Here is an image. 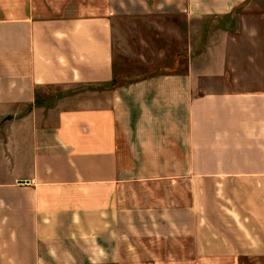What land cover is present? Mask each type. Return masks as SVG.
Listing matches in <instances>:
<instances>
[{"label": "crops", "instance_id": "0c3cea01", "mask_svg": "<svg viewBox=\"0 0 264 264\" xmlns=\"http://www.w3.org/2000/svg\"><path fill=\"white\" fill-rule=\"evenodd\" d=\"M0 264H264V0H0Z\"/></svg>", "mask_w": 264, "mask_h": 264}, {"label": "rangeland", "instance_id": "374dc122", "mask_svg": "<svg viewBox=\"0 0 264 264\" xmlns=\"http://www.w3.org/2000/svg\"><path fill=\"white\" fill-rule=\"evenodd\" d=\"M153 21V20H151ZM128 23V24H124L123 27L126 30H129L128 28H136L139 27L140 29H142V31L144 32V37L146 39H148V46H145V49H143L141 47V45H139V49L137 50L138 53L140 54H145L146 57L148 58L149 63H153V64H162V51L159 50L161 49V47H163V35L161 33H156L158 32L157 29H155L154 27H152L151 25H149L148 20H139L137 22H132ZM129 41L131 43V45L134 46V48L136 47V41L134 40L132 42L130 36H129ZM136 49V48H135ZM160 55V56H159ZM129 65H132L131 63H128ZM137 64V63H135ZM140 190H142V188H140ZM141 198H145L147 197V195L144 194H140ZM158 211H160L162 213V209H158L157 207V214L159 213ZM219 212L217 211H213L210 210V215H214L216 216ZM221 213V211H220ZM174 214V212H173ZM142 217V216H140ZM205 224L209 225V227H206L205 230L207 229H211L210 224H214L216 230H219L220 232H224L227 234H232L235 235V238L237 240H239V238L242 236L243 234V222H205ZM252 230L254 231V226L252 227ZM239 245H242V243H239Z\"/></svg>", "mask_w": 264, "mask_h": 264}]
</instances>
